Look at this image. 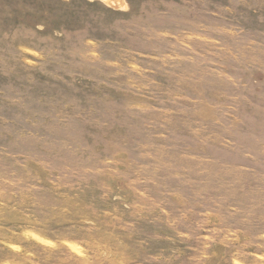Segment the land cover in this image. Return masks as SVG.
Returning a JSON list of instances; mask_svg holds the SVG:
<instances>
[{
  "label": "rangeland",
  "instance_id": "374dc122",
  "mask_svg": "<svg viewBox=\"0 0 264 264\" xmlns=\"http://www.w3.org/2000/svg\"><path fill=\"white\" fill-rule=\"evenodd\" d=\"M0 264H264V0H0Z\"/></svg>",
  "mask_w": 264,
  "mask_h": 264
},
{
  "label": "bare ground",
  "instance_id": "6f19581e",
  "mask_svg": "<svg viewBox=\"0 0 264 264\" xmlns=\"http://www.w3.org/2000/svg\"><path fill=\"white\" fill-rule=\"evenodd\" d=\"M109 2V1H108Z\"/></svg>",
  "mask_w": 264,
  "mask_h": 264
}]
</instances>
